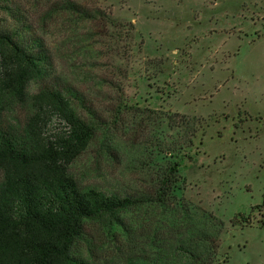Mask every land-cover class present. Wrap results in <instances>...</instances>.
<instances>
[{"label":"rangeland","instance_id":"1","mask_svg":"<svg viewBox=\"0 0 264 264\" xmlns=\"http://www.w3.org/2000/svg\"><path fill=\"white\" fill-rule=\"evenodd\" d=\"M0 29L43 45L29 93L72 87L92 110L75 104L95 127L70 166L80 186L139 196L147 163L180 164L168 204L86 221L73 264H264V0H0ZM174 114L203 122L172 156L157 145L179 140Z\"/></svg>","mask_w":264,"mask_h":264},{"label":"trees","instance_id":"2","mask_svg":"<svg viewBox=\"0 0 264 264\" xmlns=\"http://www.w3.org/2000/svg\"><path fill=\"white\" fill-rule=\"evenodd\" d=\"M47 61L40 41L0 29V264H73L72 248L82 239L86 221L142 205H166L185 185L179 162L170 158L161 165L146 164L151 190L143 195L80 186L70 166L88 149L95 127L75 104L93 112L72 87L29 93L30 83L47 75ZM146 118L162 119L150 110ZM167 119L169 129H178L179 140L157 146L172 156L193 147L203 120L179 114ZM146 144L154 147L148 139ZM187 253L195 257L197 249ZM129 264L167 263L146 257Z\"/></svg>","mask_w":264,"mask_h":264}]
</instances>
